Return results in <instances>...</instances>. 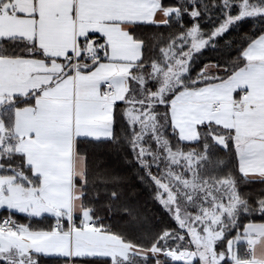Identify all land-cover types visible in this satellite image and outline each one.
<instances>
[{
    "label": "snow or ice",
    "instance_id": "obj_1",
    "mask_svg": "<svg viewBox=\"0 0 264 264\" xmlns=\"http://www.w3.org/2000/svg\"><path fill=\"white\" fill-rule=\"evenodd\" d=\"M0 264H264V0H0Z\"/></svg>",
    "mask_w": 264,
    "mask_h": 264
},
{
    "label": "trees",
    "instance_id": "obj_2",
    "mask_svg": "<svg viewBox=\"0 0 264 264\" xmlns=\"http://www.w3.org/2000/svg\"><path fill=\"white\" fill-rule=\"evenodd\" d=\"M216 56H217L216 53H212V52L207 53V57H208L209 59H214V58H216Z\"/></svg>",
    "mask_w": 264,
    "mask_h": 264
}]
</instances>
